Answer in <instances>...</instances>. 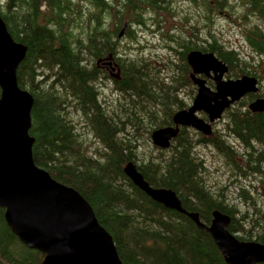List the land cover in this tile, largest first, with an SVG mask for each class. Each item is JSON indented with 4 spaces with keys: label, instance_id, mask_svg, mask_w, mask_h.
Wrapping results in <instances>:
<instances>
[{
    "label": "trees",
    "instance_id": "1",
    "mask_svg": "<svg viewBox=\"0 0 264 264\" xmlns=\"http://www.w3.org/2000/svg\"><path fill=\"white\" fill-rule=\"evenodd\" d=\"M191 1L201 9L205 33L197 23L183 28L175 0H0L8 34L26 48L16 80L33 99V163L82 196L122 264H226L208 233L132 184L123 173L129 162L151 188L173 191L182 208L197 213L204 225L217 210L230 217L228 230L238 240L264 244V113L247 109L263 96L264 0ZM233 15L246 23L247 58L212 31L217 18ZM251 17L259 24H251ZM147 30L168 41L174 58L162 66L141 53L139 34ZM190 51L214 54L227 66V79L255 77L259 94L225 111L223 132L205 138L180 128L170 146L159 149L151 145V133L173 127L174 114L196 95L188 77ZM104 80L117 96L110 103L98 88ZM206 146L229 172L226 187L213 189L208 183L195 151ZM228 186L236 191L233 205L227 201ZM3 214L0 208V264H40L42 255L18 240Z\"/></svg>",
    "mask_w": 264,
    "mask_h": 264
},
{
    "label": "water",
    "instance_id": "2",
    "mask_svg": "<svg viewBox=\"0 0 264 264\" xmlns=\"http://www.w3.org/2000/svg\"><path fill=\"white\" fill-rule=\"evenodd\" d=\"M25 53L26 48L10 37L0 17V208L4 220L22 244L42 255L40 264H122L111 236L99 225L82 196L33 163L34 140L29 135L33 99L16 80ZM186 61L197 92L187 109L174 114L173 127L151 133V143L159 149H167L180 128L211 137V124L226 109L244 96L258 93V80L253 76L224 79L227 66L212 53L190 51ZM198 76L211 78L214 90ZM248 110L263 113L264 97L251 102ZM198 113L205 114L207 121ZM123 173L151 200L185 215L208 233L226 264H264V244L238 240L228 230V215L213 211L206 226L197 213L182 208L173 191L151 188L135 164L127 163Z\"/></svg>",
    "mask_w": 264,
    "mask_h": 264
},
{
    "label": "rangeland",
    "instance_id": "3",
    "mask_svg": "<svg viewBox=\"0 0 264 264\" xmlns=\"http://www.w3.org/2000/svg\"><path fill=\"white\" fill-rule=\"evenodd\" d=\"M175 5L177 7V12L180 19L179 22H182L185 26L183 28H187L188 24L197 23L201 28V32L205 33V31L202 30L204 28V16L202 15L200 8H197L194 5V3H192L191 0H175ZM235 5H236V9L240 10L241 5L239 4L238 1L235 3ZM184 18H186L187 20L186 22L184 21ZM255 22L259 24V21L257 19L251 17V24ZM245 26H246L245 22H242L241 19L236 18V15H233L230 19L228 17L217 18L214 25H212L211 27H212V31L218 37L220 42L224 43L225 45H228L233 50L239 52L241 56L247 58L251 55V52L245 42V38L242 33ZM157 33L158 32H153L152 30H147L140 33L139 45L144 47V49L141 51L143 55L149 56L151 59H153L154 65L162 66V64H165L163 61H165L168 58L173 59L174 57L171 54H169V51L166 48V44L168 43V41L167 40H165V42L162 41L159 38V35H157ZM122 44L125 45L124 42ZM137 46L138 45H131V47H137ZM135 53H136L135 50H131V55ZM224 79H227L226 75L224 76ZM98 86L103 96L102 99L107 101V103L111 102L108 99L112 98L115 100L117 96L113 93L112 86L110 84L107 83V85H105V80H104V82L100 81ZM260 93L263 94V96H261L260 98L264 97V86L260 87ZM258 94L259 92L256 95ZM185 96L186 95L183 92L179 94V97H181L184 100H187L186 99L187 96L186 97ZM192 100L190 101L192 102ZM190 101H188V104H191ZM197 115L198 116L201 115L203 117L201 113H198ZM223 116L221 120H219L218 122L212 125L213 132L215 130L219 132H223V125H225L226 123V120L223 118ZM79 129L81 134L85 132V129H81V128ZM87 139L91 141L92 144L95 145L91 136H88ZM229 140L232 145L237 146L239 150L241 149L239 147V144L236 141H234L232 137H229ZM195 151L197 153V156L204 161V166L208 171L206 177L208 179V183H210L213 186V189H216L217 187H226L228 184L229 172L226 166L224 165L222 158L215 152L214 148L210 146L197 147ZM227 189H228V191L226 192L228 193L226 195L227 201L233 205L236 203L235 188L228 186Z\"/></svg>",
    "mask_w": 264,
    "mask_h": 264
},
{
    "label": "flooded vegetation",
    "instance_id": "4",
    "mask_svg": "<svg viewBox=\"0 0 264 264\" xmlns=\"http://www.w3.org/2000/svg\"><path fill=\"white\" fill-rule=\"evenodd\" d=\"M198 77H199V78H202V79H205L206 85H207V80L212 81L211 78H206L205 76H198ZM212 83H213V86H212V87H209V86H207V87H209L211 90H214V88H215V86H214V82L212 81ZM195 88H196V87H195ZM196 92H197V89H196ZM191 103H192V102H191ZM190 105H191V104H190ZM190 105H189V106H190ZM201 114L203 115V117H202L201 115H199V117L202 118L203 120L207 121V116H206L205 114H203V113H201ZM219 120H221V119H219ZM219 120L215 121L214 123L218 122ZM214 123H212L211 126H212Z\"/></svg>",
    "mask_w": 264,
    "mask_h": 264
}]
</instances>
